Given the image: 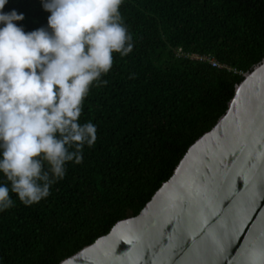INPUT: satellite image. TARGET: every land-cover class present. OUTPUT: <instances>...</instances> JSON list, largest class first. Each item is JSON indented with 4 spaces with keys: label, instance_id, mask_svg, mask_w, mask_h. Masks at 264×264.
I'll list each match as a JSON object with an SVG mask.
<instances>
[{
    "label": "trees",
    "instance_id": "16d2710c",
    "mask_svg": "<svg viewBox=\"0 0 264 264\" xmlns=\"http://www.w3.org/2000/svg\"><path fill=\"white\" fill-rule=\"evenodd\" d=\"M12 9L26 30L49 15L40 0H8ZM120 12L134 49L115 54L81 116L98 139L47 198L26 206L13 194L15 207L0 212V264H58L143 208L242 79L191 54L244 73L264 58V0H124Z\"/></svg>",
    "mask_w": 264,
    "mask_h": 264
},
{
    "label": "clouds",
    "instance_id": "9594fccd",
    "mask_svg": "<svg viewBox=\"0 0 264 264\" xmlns=\"http://www.w3.org/2000/svg\"><path fill=\"white\" fill-rule=\"evenodd\" d=\"M0 0V212L51 194L67 164L83 162L97 126L81 122L85 100L128 56L134 38L120 12L124 0H40L47 22L33 30ZM129 78H133L131 75ZM259 154H264L261 152ZM242 264H264V240H252Z\"/></svg>",
    "mask_w": 264,
    "mask_h": 264
},
{
    "label": "water",
    "instance_id": "95a60500",
    "mask_svg": "<svg viewBox=\"0 0 264 264\" xmlns=\"http://www.w3.org/2000/svg\"><path fill=\"white\" fill-rule=\"evenodd\" d=\"M264 58L133 216L58 264H242L264 240Z\"/></svg>",
    "mask_w": 264,
    "mask_h": 264
},
{
    "label": "built area",
    "instance_id": "2783aa9c",
    "mask_svg": "<svg viewBox=\"0 0 264 264\" xmlns=\"http://www.w3.org/2000/svg\"><path fill=\"white\" fill-rule=\"evenodd\" d=\"M186 56V55H185ZM190 58L191 59H196V60H199V61H205V62H208L209 64H211L213 67H216V68H225L227 69L228 71H233L234 73H237L239 75H244L245 73L243 71H240V70H235V69H232L226 65H223V64H220L218 63L214 57H211V56H208V55H203V56H200V55H195V54H191L190 55Z\"/></svg>",
    "mask_w": 264,
    "mask_h": 264
}]
</instances>
